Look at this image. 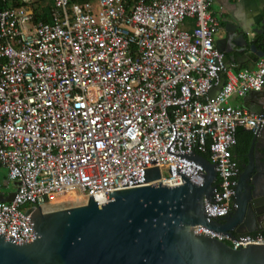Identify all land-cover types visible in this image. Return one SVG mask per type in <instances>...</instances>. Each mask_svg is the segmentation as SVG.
<instances>
[{
    "label": "built area",
    "instance_id": "obj_1",
    "mask_svg": "<svg viewBox=\"0 0 264 264\" xmlns=\"http://www.w3.org/2000/svg\"><path fill=\"white\" fill-rule=\"evenodd\" d=\"M1 1L0 196L14 195L0 200L1 233L28 240L35 230L24 211L77 190L75 201L109 202L117 189L150 183L154 167L171 187L205 177L197 157L208 152L217 176L207 220L233 211L236 130L259 133L264 112L229 100L264 88V57L230 71L211 0H51L50 22L35 20V0ZM195 230L235 249L264 241V222L235 237Z\"/></svg>",
    "mask_w": 264,
    "mask_h": 264
},
{
    "label": "water",
    "instance_id": "obj_2",
    "mask_svg": "<svg viewBox=\"0 0 264 264\" xmlns=\"http://www.w3.org/2000/svg\"><path fill=\"white\" fill-rule=\"evenodd\" d=\"M250 33L227 25L224 36L215 39L228 65L233 59L264 57V31H255L253 37ZM233 52L239 55L233 58ZM224 82L222 76L210 97ZM254 95L262 98L260 91ZM247 108L264 112V99L260 107ZM258 135L254 133L229 216L207 220L204 198H212L217 173L215 164L199 155L205 177H185L179 186L156 180L161 170L154 167L147 172L150 183L117 189L106 203L98 204L90 194L87 202L76 206L31 207L24 213L35 230L33 237L20 241L0 232V264H264V241L245 247L240 243L235 249L225 238L195 230L204 224L235 237L262 228L264 153L257 150ZM13 196L0 200L11 201Z\"/></svg>",
    "mask_w": 264,
    "mask_h": 264
},
{
    "label": "crops",
    "instance_id": "obj_3",
    "mask_svg": "<svg viewBox=\"0 0 264 264\" xmlns=\"http://www.w3.org/2000/svg\"><path fill=\"white\" fill-rule=\"evenodd\" d=\"M210 11L218 22L215 31V39L224 36L225 27L227 25H237L238 27L250 31V37L256 34L255 31H264V0H211ZM184 27L192 30L194 27V20L189 17L186 18ZM231 55L234 58L239 54L233 52ZM259 59L253 60L250 57L240 58L239 60L233 59L232 63L230 65L227 64V66L230 71L233 72L243 68L255 69ZM226 75L225 73L224 76ZM260 92L262 98H257L254 95V91H252L245 96L233 95L229 102L232 105L242 108L248 109L247 106H249L251 109H256L261 106V100L264 99V88ZM250 111L254 112L253 110ZM250 146L251 144L249 145V149ZM257 150L264 153V129L259 132ZM4 175L5 172L1 170L0 176L4 177Z\"/></svg>",
    "mask_w": 264,
    "mask_h": 264
},
{
    "label": "trees",
    "instance_id": "obj_4",
    "mask_svg": "<svg viewBox=\"0 0 264 264\" xmlns=\"http://www.w3.org/2000/svg\"><path fill=\"white\" fill-rule=\"evenodd\" d=\"M14 4H21L19 0H15ZM7 5V2H2L0 0V6ZM36 16L35 20H43L46 22L51 21V0H35L34 2ZM237 144L232 148L233 153L238 161V156L247 158V153L249 151V145L251 144L252 138L254 136L253 131L247 129L244 126H240L236 130ZM205 156L209 157V152L204 153ZM264 234V230H263ZM230 244V242H227Z\"/></svg>",
    "mask_w": 264,
    "mask_h": 264
},
{
    "label": "rangeland",
    "instance_id": "obj_5",
    "mask_svg": "<svg viewBox=\"0 0 264 264\" xmlns=\"http://www.w3.org/2000/svg\"><path fill=\"white\" fill-rule=\"evenodd\" d=\"M164 172L167 173L166 170ZM2 180H3V177L0 176V182ZM14 188H15V185H14V183H12L10 185L9 189H10V191H12ZM78 194H79V190L74 191V192H70V193L68 192L66 194L56 195V197L53 199V201L50 202L49 204H47L45 209L46 210H55V209H60V208L84 204L85 203L84 201H75Z\"/></svg>",
    "mask_w": 264,
    "mask_h": 264
},
{
    "label": "flooded vegetation",
    "instance_id": "obj_6",
    "mask_svg": "<svg viewBox=\"0 0 264 264\" xmlns=\"http://www.w3.org/2000/svg\"><path fill=\"white\" fill-rule=\"evenodd\" d=\"M237 156H238L237 158H238V165H239V175H238V186H239V183L241 182V178H242V175H243L244 170H245V163H246L247 160H246L245 157H242L240 155H237ZM257 182H258V180H257ZM247 185L248 186L250 185V182L249 181L247 182ZM238 186L236 188V192L238 190ZM231 213H232V211H231Z\"/></svg>",
    "mask_w": 264,
    "mask_h": 264
},
{
    "label": "bare ground",
    "instance_id": "obj_7",
    "mask_svg": "<svg viewBox=\"0 0 264 264\" xmlns=\"http://www.w3.org/2000/svg\"><path fill=\"white\" fill-rule=\"evenodd\" d=\"M70 193V192H69ZM76 197V196H75ZM58 201V200H57ZM56 202V201H55Z\"/></svg>",
    "mask_w": 264,
    "mask_h": 264
}]
</instances>
